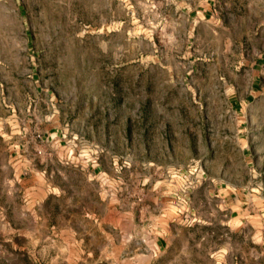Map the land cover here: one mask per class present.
<instances>
[{
    "label": "rangeland",
    "instance_id": "obj_1",
    "mask_svg": "<svg viewBox=\"0 0 264 264\" xmlns=\"http://www.w3.org/2000/svg\"><path fill=\"white\" fill-rule=\"evenodd\" d=\"M0 264H264V0H0Z\"/></svg>",
    "mask_w": 264,
    "mask_h": 264
},
{
    "label": "crops",
    "instance_id": "obj_2",
    "mask_svg": "<svg viewBox=\"0 0 264 264\" xmlns=\"http://www.w3.org/2000/svg\"><path fill=\"white\" fill-rule=\"evenodd\" d=\"M224 230H225V228H224ZM229 230H230V229H229ZM230 231H231V230H230ZM191 239L194 241V240H195V235L192 234ZM202 239H203V238H202ZM202 239H200V240H202Z\"/></svg>",
    "mask_w": 264,
    "mask_h": 264
}]
</instances>
